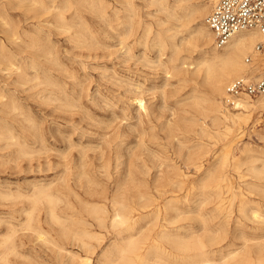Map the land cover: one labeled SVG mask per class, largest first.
Returning <instances> with one entry per match:
<instances>
[{
  "label": "rangeland",
  "instance_id": "obj_1",
  "mask_svg": "<svg viewBox=\"0 0 264 264\" xmlns=\"http://www.w3.org/2000/svg\"><path fill=\"white\" fill-rule=\"evenodd\" d=\"M7 1L0 0V5ZM133 1L132 35L124 28L125 11L116 10L120 7L117 0H107L110 10L83 6L66 10L69 30L58 25L55 10H0V91L5 93L0 99V128L4 125L18 131L20 142L8 145L0 139V264H103L115 235L100 227L87 207L99 204L113 214L112 199L116 195L132 204L152 203L150 208L161 210L173 205L176 210L170 209L169 216L180 215L171 226H178L185 234L202 237L206 220L207 227L221 233V241L213 249L222 248V254L240 248L244 236L264 235V194L254 184L264 180L248 169L264 161V140L260 137L264 111L255 110L242 132L234 135L226 166L232 190L225 183L221 195L216 194L218 186L214 187L207 175L224 158L226 139L202 129L203 121L210 124L204 114L209 88L193 70L194 61L203 51L186 46L175 54L171 42L181 43L186 34L176 31L182 24V11L173 15L172 10L164 11L153 0ZM165 1L171 8L209 3ZM197 23L200 20L188 26L193 28ZM145 28L150 29L147 37L143 36ZM172 33L177 34L169 39ZM158 35L167 37L170 45L163 47ZM9 60L19 66L18 71L16 66L9 68ZM21 70L29 81L19 79ZM36 75L39 80L34 79ZM138 96L144 99L147 111L138 108ZM8 100L18 104L17 116L1 109V102ZM246 145L251 150H245ZM201 149L200 159L194 158ZM234 156L239 159L238 167ZM251 156L257 160L252 162ZM176 169L187 175L186 183L179 181ZM52 180L63 190L59 208L67 215L68 228L81 229L83 222L78 219H83L89 230L103 233L100 245L92 240L93 250L85 249L73 235H62L44 204H39L36 214L43 227L42 236L48 240L25 228L26 211L33 206L30 195L37 185ZM141 195L148 197L140 199ZM242 199L249 201V216L239 210ZM252 209L260 212L257 219L252 217ZM11 228L15 229L17 254H10L4 261L2 240ZM258 241H249L251 251L257 249L254 244ZM221 252L216 253L217 258ZM167 253L159 250L157 254L162 261H172L173 255ZM86 257L91 259L87 261Z\"/></svg>",
  "mask_w": 264,
  "mask_h": 264
},
{
  "label": "bare ground",
  "instance_id": "obj_2",
  "mask_svg": "<svg viewBox=\"0 0 264 264\" xmlns=\"http://www.w3.org/2000/svg\"><path fill=\"white\" fill-rule=\"evenodd\" d=\"M117 2H119L120 7L116 10H124L126 13L125 15L126 20L123 21L124 28L127 30L126 33H128L129 35H132L135 31L134 30L135 29L134 1L133 0H117ZM153 2L158 5H161L164 11L172 10L173 15H176L178 13L177 10H180L183 13L181 16L182 24L180 27L177 28L176 31H178L177 33L186 32V34L183 35V39L181 43L176 42V41L171 42V45L174 48L175 54H179L180 52L184 51L186 46L191 47L193 49L200 48L203 51V52L201 51L202 53L200 54V56H197L198 57L197 60L194 61L195 69L193 71L196 76L203 77L204 82L207 83L208 88H209L208 97H207V101L209 105H208V108H205L204 114L206 117L210 119V124L208 125L206 121H203L204 127H202V129L208 135H212L213 133H215L217 136H220L226 139V145H225L226 152H225L224 158L220 161V163H218V165L214 164L213 165L214 167L208 170V175H207L208 179L211 182H213V184L215 183L214 187L218 186L219 190L217 191L216 194L221 195L220 190L222 186L225 185V183L227 187L232 190V186L229 184V176L226 171V166H227L228 159H229L230 149L233 147L234 142H235L234 135L235 134L239 135L242 132L244 125H247V123L249 122V119L252 117V114L255 110L259 109V110L264 111V93L257 96L256 98L250 97V96H243L239 99L235 108L227 107L226 104L224 103V98L227 95L226 88L231 81L239 77H245V76H248L251 78H258L259 76L264 77V53L257 52L256 50L257 44L264 42V34L256 29L242 30V31L235 33L226 45L222 47H217L214 42V34L206 23V18L211 11L213 0H209V3H204V5L197 4L193 6V5H190V3L188 5L178 4L172 8L166 3L165 0H153ZM81 6L87 8L88 10L89 9L90 10H108L111 7V3H108L107 0H8L7 2L1 3L0 10H8L10 7H18V8L24 7L26 10H47V11L49 10L50 12L52 10H55L56 12L55 18H56L58 25L60 27H63L64 29L69 30L71 28V24L68 21L66 10H70L72 8H74V10H79ZM189 8L190 10H187ZM98 16H100V14ZM197 19L200 20L201 23L199 24L197 23L196 27L193 25H192L193 28L191 26L190 27L188 26L189 23L193 22L194 20L196 21ZM149 31H150L149 28H145L143 36L147 37L149 34ZM177 33H174V34L172 33V35H170L168 38L173 39ZM82 36L84 35H81V37ZM157 39L160 42V44L163 45V47H165L166 45H170L167 40V37L165 39L163 36L158 35ZM248 55H253L252 62L246 61V57ZM8 64H9L10 69L12 68V66H16L14 62H11L10 60ZM188 64H191V63H187V65ZM160 66H162V64ZM33 67L37 68L36 64H34ZM15 69L18 71L19 66L17 65ZM18 76H19V79L22 80V82H27L30 80L28 76L26 75V72H24L23 70L19 71ZM34 79L39 80V76L36 75ZM46 82L47 83L50 82L48 77H46ZM38 83H41V81H38ZM63 91L66 92L65 89ZM4 97H5V93L3 91H0V99ZM136 99L139 104V107L138 106L137 107L140 108V110L147 111L148 108H147V105L144 99L141 96H138ZM1 107H2L1 109L4 110L5 113L12 114L13 116H17L15 112L19 109V106L15 101L8 100L5 102H1ZM231 109H233V111H231ZM70 113H73V112H70ZM108 129H110V126L108 127ZM16 132L12 128L3 125V127L0 128V139L8 141L7 143L8 145H11L13 143L18 145V143L20 142L18 141L19 138ZM260 137L264 140V132L260 134ZM90 143L91 142H89V144ZM146 145L149 146L148 144ZM245 150H251L250 146L246 145ZM202 153H203V149H201L198 152H195L193 157L196 159H200V156ZM205 155H208V153L207 154L205 153ZM82 157L81 159H83ZM251 157L253 158L252 162L257 160L253 156ZM203 158H205V156ZM233 159L235 161L234 162L235 167H238L239 159H237L235 156L233 157ZM234 165L232 166L234 167ZM201 166L202 165H198V167H201ZM248 169L250 170V173L253 174V176L257 177V179L264 180V161L262 162L261 165L259 166L251 165ZM176 172H177V177L181 183H186L188 181L187 175L183 171L181 172L179 171V169H176ZM94 183L92 184L94 185ZM190 184L192 185V183ZM254 184L256 186L255 189L264 194V181L262 182L260 181V183H254ZM117 187H119V184ZM204 187H206V184L204 185ZM61 190L62 189L58 185H56V182H54L53 180L52 182L48 184H42V185L36 186L35 190L30 195L33 206L30 209L28 208L29 210L26 211L27 218L25 222V228H27L30 231L35 232L39 238L45 241L48 240V238L42 236L43 227L40 223L39 216L36 214L39 208L38 207L39 204H44L47 207L46 210H47V215L49 219L53 223L60 226L62 235L64 236L73 235L76 239H78L81 242L80 245L83 246L85 249L91 250L93 247H95V244H93L92 240L96 241L97 245H100L103 241V237H104L103 233L89 230L86 225L87 223L85 220L78 219L81 222H83V226H81V229L79 230L68 228V226L66 225L67 215L61 213L60 210L62 209L59 208L60 203L62 204V200H63L62 195L64 194L63 190L62 191ZM202 195L204 196L203 193ZM67 196H68V193H67ZM147 197L148 196L146 195H141L140 199H146ZM150 205H152V203L142 204V205L132 204V203H129L125 199L124 196L116 195L112 199L113 214H109V211L107 210V208L99 204L90 206V208L87 207L88 214H90L91 216L95 218V220L98 222L100 227L106 229L107 233L115 235V239L113 238L114 241L110 244V248H108L107 251L105 252V261L103 264H264V235L259 236V237L244 236L243 243L240 248L228 251V253L226 254H222L221 252L222 248L219 247L220 248L219 250L213 249V246L221 241V238H222L221 233L207 227L206 220H203L204 235L202 237L195 236L193 234H185L179 231L178 226L177 227L171 226L178 221V216L180 215V214L173 215L171 217L169 216L170 209L176 210V208L173 205L167 204L165 206V209H162V210L159 208H150L149 207ZM248 205H249V201H245L244 199H242L239 204V210L245 215L248 213V208H249ZM251 213H252V217H255V219H257L260 216V212L258 210L252 209ZM160 219H162V221L164 222L159 223ZM145 220H146V223H145ZM14 233H15V229L11 228L10 231L4 236L2 240L3 253H2L1 259L4 261L8 259V256L10 254H17V245L14 241ZM253 239L259 240L258 243L254 244V246L257 247L255 251H251L249 249L251 248L250 247L251 243L249 241ZM159 250L167 251L168 255H173L172 257L173 260L172 261H162L164 260L162 256L157 254ZM217 252H221L220 257L218 258L216 257ZM70 257H73V256L71 255ZM90 259H91L90 257H86L87 261Z\"/></svg>",
  "mask_w": 264,
  "mask_h": 264
},
{
  "label": "built area",
  "instance_id": "obj_3",
  "mask_svg": "<svg viewBox=\"0 0 264 264\" xmlns=\"http://www.w3.org/2000/svg\"><path fill=\"white\" fill-rule=\"evenodd\" d=\"M206 23L214 34L217 47L226 45L231 37L242 30L256 29L264 34V0H213ZM257 52L264 53V42L257 44ZM253 61V55L246 57ZM224 103L235 108L243 96L257 97L264 93V77H239L226 88ZM264 126V116L260 120Z\"/></svg>",
  "mask_w": 264,
  "mask_h": 264
}]
</instances>
